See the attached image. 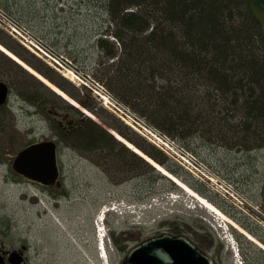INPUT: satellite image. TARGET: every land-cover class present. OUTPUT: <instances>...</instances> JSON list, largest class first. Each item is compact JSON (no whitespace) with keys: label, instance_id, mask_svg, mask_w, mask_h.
Listing matches in <instances>:
<instances>
[{"label":"trees","instance_id":"16d2710c","mask_svg":"<svg viewBox=\"0 0 264 264\" xmlns=\"http://www.w3.org/2000/svg\"><path fill=\"white\" fill-rule=\"evenodd\" d=\"M0 5L23 22L8 0H0ZM252 5L264 8V0H104L107 17L94 40L96 55L82 66L149 123L205 161L222 147L242 153L240 164H257L249 151L264 149V41ZM0 43L98 118L91 119L40 82L67 115L68 132L85 140L84 149L122 143L107 130L113 129L223 210L180 165L118 117L102 107L95 110L91 93L56 79L50 67L1 28ZM0 56L17 73L31 76L2 51ZM137 159L154 179L165 178L172 189L179 188L145 159ZM230 217L264 243L259 232Z\"/></svg>","mask_w":264,"mask_h":264},{"label":"rangeland","instance_id":"374dc122","mask_svg":"<svg viewBox=\"0 0 264 264\" xmlns=\"http://www.w3.org/2000/svg\"><path fill=\"white\" fill-rule=\"evenodd\" d=\"M103 5L104 0H8V6L18 18L83 71L86 70L82 64L91 63L96 55L94 40L97 32L101 31L99 27L103 26L102 20L107 17ZM252 10L259 20L264 41V8L252 5ZM50 68L56 79L62 77L79 88L53 67ZM30 74L31 76L17 73L0 56V81H5L9 86V97L5 104L0 105V208L10 217L27 218L29 234L48 236L52 245L55 233L76 234L79 228H84L81 233L86 232L80 219L91 217L94 220L103 206L114 204L115 210H110L104 219L108 225L134 224L138 220L139 223H145L141 225H145V232L149 233L154 229H164L167 221L175 222L192 232L219 234L220 240L224 242H228L222 238L228 234L224 231L227 228L234 236L239 235L242 239L241 244L237 240L241 264H264V248L247 239L229 223L225 226L214 212L203 207L182 188L172 189L171 183L165 178L154 179L149 168L139 163V155L125 144L107 143L102 148L84 149L85 140L68 132L67 115L61 112L59 102L41 86L40 82H45ZM51 84L54 85L52 82ZM82 90L90 93L86 88ZM93 99L96 105L94 109L99 111L102 106L94 97ZM79 108L86 110L81 106ZM86 112L91 119L98 121L92 112ZM104 118L108 119L106 116ZM130 129L134 131L131 127ZM107 130L113 136L118 134L113 129ZM44 140L56 141L60 167L58 179L66 193L63 197L59 196L61 190L57 189V185L43 189L41 185L20 178L10 166L23 147L31 142ZM217 151V154L208 156L206 161L219 169L223 176L231 178L252 200L264 205L263 183L262 197L257 188L260 186L261 174L264 179V149L249 151L257 159V164L253 165L249 164V160L244 165L240 164L243 159L242 153L238 151H225L222 147H218ZM199 182L206 187L211 198L221 205V212L228 217L234 216L264 238L263 221L257 211L247 209L245 214L239 213L231 206V202L211 190L205 182ZM36 196L39 202H36ZM54 198H58L59 202H53ZM207 200L218 207L208 198ZM262 209L264 212L263 206L260 210ZM52 217L58 218L65 230L53 226L50 220ZM43 219L47 220L45 223L49 228L40 224ZM218 224L222 225L224 233ZM258 242L264 247L262 241ZM226 261L227 264H236L231 253L227 254Z\"/></svg>","mask_w":264,"mask_h":264},{"label":"flooded vegetation","instance_id":"af4514ba","mask_svg":"<svg viewBox=\"0 0 264 264\" xmlns=\"http://www.w3.org/2000/svg\"><path fill=\"white\" fill-rule=\"evenodd\" d=\"M12 162L10 166L14 171ZM16 174L24 179L18 173ZM54 185H57L59 191L61 190L59 196L63 197L66 194L63 191L65 187L60 184L59 179ZM52 187L42 188L50 189ZM36 202H39L37 196ZM53 202L57 203L59 199L54 198ZM50 220L53 222V226H59L58 228L65 230L58 218L52 217ZM80 221L86 232L81 233L84 228L83 230L79 228L76 234L65 233L61 235L55 233L52 236L54 243L51 245L50 237L43 234L32 235L28 233L27 218L10 217L0 208V264H123L126 254L133 247L152 237L161 236L163 233H168L171 238H186L198 251L209 257L211 264H227V254L231 253L233 256V250H229V243L220 240L221 235L192 232L182 224L168 221L164 229H154L149 233L145 232L146 226L141 225L145 223H139L138 220L134 224L132 222L120 223L116 226L108 225L105 222L108 237L105 239L104 251H102L98 250L93 218L82 217ZM45 222L47 220L43 219L40 224L49 228ZM237 240L241 244L242 239L239 235L234 236L236 243ZM238 253L241 257L240 250Z\"/></svg>","mask_w":264,"mask_h":264},{"label":"built area","instance_id":"2783aa9c","mask_svg":"<svg viewBox=\"0 0 264 264\" xmlns=\"http://www.w3.org/2000/svg\"><path fill=\"white\" fill-rule=\"evenodd\" d=\"M0 26L25 47L39 57H42L43 60L62 73L64 77H68L78 86H86L90 89L93 96L96 97L101 105L107 107L117 117H120L123 122L162 149L193 175L208 181L212 189L228 198L236 207L243 211L249 208L256 209L260 213L264 225V212L260 210L258 205H254L245 195L240 193L232 183L213 173L194 153L180 145L174 138L151 125L145 117L115 97L101 82L93 78L90 73L74 66L63 54L58 53L25 25L11 15H8L1 7Z\"/></svg>","mask_w":264,"mask_h":264},{"label":"water","instance_id":"95a60500","mask_svg":"<svg viewBox=\"0 0 264 264\" xmlns=\"http://www.w3.org/2000/svg\"><path fill=\"white\" fill-rule=\"evenodd\" d=\"M8 96L9 87L1 80L0 105L7 101ZM12 166L24 179L40 185L52 186L59 175L56 143L53 140H44L26 145L15 155ZM171 179L174 181L173 178ZM123 264H211V260L186 238H171L168 233H163L133 247L126 254Z\"/></svg>","mask_w":264,"mask_h":264},{"label":"bare ground","instance_id":"6f19581e","mask_svg":"<svg viewBox=\"0 0 264 264\" xmlns=\"http://www.w3.org/2000/svg\"><path fill=\"white\" fill-rule=\"evenodd\" d=\"M0 51L10 54V56H12L13 58H15L24 67H26V69H29L31 71V73H33L37 77L41 78L45 83L49 84L52 88H54L55 91H57L58 93H60L61 95H63L65 98L69 99L73 104L77 105V103L74 100H72L71 98H69L67 95H65V93L63 91H61L57 87H54V85L51 84V82H49L48 80H46V78H43V76L41 74H39L38 72H36L35 70H33V68H31L27 64H25L22 61V59L20 60V58H17L14 54L11 53V51L9 52L1 44H0ZM116 136L118 138H120L124 142V144L128 148H130L132 151H134L136 154H138L139 156L145 158L147 161H149L153 165H155L157 167L156 169H159L160 172L162 171L161 173H163L165 175H169V177L173 178L174 181L180 186V188H182L185 192H187L192 197H194L203 207H205L207 209H210V211H212V212L218 213L222 217L221 219H223V221H225L226 223H229L230 225H232L240 233H243L247 237V239H251L252 241H256V239L250 233H248L243 227L241 228V225H239L238 223H236V221H234L233 219H231L230 217H228L227 215H225L223 212H221L212 203H210L206 198H204L203 196L199 195L197 192H195L193 189H191L188 185H186L185 183H183L179 179L175 178L174 175H172L171 173H169L168 171H166L165 168H163L158 163H156L155 161H153L150 157H148L141 150H139L137 147H135V145H133L131 142L125 140L122 137H120L118 134H116ZM257 243H259V242L257 241ZM259 245H262V244L259 243Z\"/></svg>","mask_w":264,"mask_h":264},{"label":"crops","instance_id":"0c3cea01","mask_svg":"<svg viewBox=\"0 0 264 264\" xmlns=\"http://www.w3.org/2000/svg\"><path fill=\"white\" fill-rule=\"evenodd\" d=\"M261 181H262V182H261ZM261 181L259 182V185H260V186L257 187V188H259V192H261L260 195H261V197H262V195H263V193H262V191H263V190H262V188H263L262 185H264V179L261 180ZM262 183H263V184H262ZM261 184H262V185H261ZM255 190L257 191V189H255ZM260 190H261V191H260Z\"/></svg>","mask_w":264,"mask_h":264}]
</instances>
